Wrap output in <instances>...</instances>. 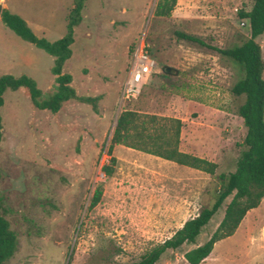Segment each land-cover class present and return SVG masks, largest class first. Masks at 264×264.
Listing matches in <instances>:
<instances>
[{"label": "rangeland", "instance_id": "374dc122", "mask_svg": "<svg viewBox=\"0 0 264 264\" xmlns=\"http://www.w3.org/2000/svg\"><path fill=\"white\" fill-rule=\"evenodd\" d=\"M38 37L65 35L74 0H0ZM157 0H86L74 29L71 75L77 96L57 114L33 108L22 89H7L0 107L1 212L16 235L4 264H120L139 260L210 205L220 173L235 169L246 133L237 108L244 95L231 87L239 69L231 59L175 30L227 48L250 35L238 16L253 0H177L169 16H155ZM143 33L157 62L140 94L119 103L129 50ZM264 57V35L256 38ZM53 57L23 40L0 19V76L32 77L43 96L55 90ZM176 71H166L165 68ZM264 76V72H263ZM179 118V150L216 163L214 175L124 145H114V171L105 176L110 137L119 112ZM95 188L100 201L89 208ZM235 233L214 244L200 264H264V198ZM220 209L196 239H208ZM192 244L167 249L155 264H188Z\"/></svg>", "mask_w": 264, "mask_h": 264}, {"label": "trees", "instance_id": "16d2710c", "mask_svg": "<svg viewBox=\"0 0 264 264\" xmlns=\"http://www.w3.org/2000/svg\"><path fill=\"white\" fill-rule=\"evenodd\" d=\"M85 1L74 0L67 19L66 33L54 41L38 37L20 15L6 8L2 9L0 19L5 26L23 40L43 49L53 57L51 72L55 76L56 85L54 92L44 97L32 77L25 74L19 76L3 74L0 76V107L3 105V94L7 89H22L33 108L49 110L54 114H57L67 101L85 99L77 96L71 86V75L63 71L71 57L74 29L82 19ZM176 1L157 0L154 15L169 16ZM238 16L248 21L250 35L240 44L231 47L220 48L196 35L181 30L174 32L179 39L214 50L228 57L238 66L239 76L232 85L231 91L236 96L244 95L237 113L242 118L246 133L241 143L244 148L236 160L235 169L217 176L219 185L210 205L200 208L194 217L185 220L171 236L154 245L139 260L120 264H155L167 249H177L184 244L193 245L183 253L186 262L200 264L209 256L214 244L233 235L246 213L256 208L264 198V57L256 41V38L264 33V0H253L249 10H238ZM133 45L134 43L129 50V58ZM169 71L176 70L170 68ZM181 127L182 121L179 118L142 114L131 109L121 110L110 137L107 150L109 162L101 166L103 174L110 176L114 171L116 158L112 155L113 146L124 145L214 175L216 163L179 150ZM1 139L0 114V141ZM101 195V189L95 188L88 207L93 208L100 201ZM1 209L0 203V264H4L16 249V235L10 229L9 222L3 216ZM220 209L223 213L215 229L206 241L196 244V239L204 227Z\"/></svg>", "mask_w": 264, "mask_h": 264}, {"label": "built area", "instance_id": "2783aa9c", "mask_svg": "<svg viewBox=\"0 0 264 264\" xmlns=\"http://www.w3.org/2000/svg\"><path fill=\"white\" fill-rule=\"evenodd\" d=\"M156 68L157 62L150 54L149 43L141 33L135 40L130 54L127 72L119 92V103L137 97Z\"/></svg>", "mask_w": 264, "mask_h": 264}, {"label": "crops", "instance_id": "0c3cea01", "mask_svg": "<svg viewBox=\"0 0 264 264\" xmlns=\"http://www.w3.org/2000/svg\"><path fill=\"white\" fill-rule=\"evenodd\" d=\"M262 35H264V33L262 34ZM163 159V158H162ZM164 160H166V159H164ZM169 161V160H168ZM182 166H184V165H182ZM185 167H187V166H185ZM188 168H191V167H188ZM192 169H194V168H192ZM195 170H197V169H195ZM254 210V208L253 209H250L247 213H246V215L244 216V218L243 219H245V217L249 214V213H251L250 211H253ZM243 219H242V221L240 222V224L242 225V222H243ZM239 224V225H240ZM239 227V226H238ZM237 230V229H236Z\"/></svg>", "mask_w": 264, "mask_h": 264}, {"label": "water", "instance_id": "95a60500", "mask_svg": "<svg viewBox=\"0 0 264 264\" xmlns=\"http://www.w3.org/2000/svg\"><path fill=\"white\" fill-rule=\"evenodd\" d=\"M2 4H1V2H0V14H1V11H2ZM170 70V67H166V71H169Z\"/></svg>", "mask_w": 264, "mask_h": 264}]
</instances>
